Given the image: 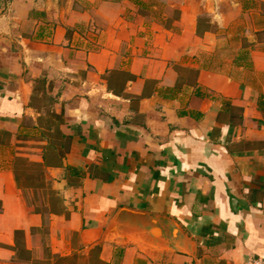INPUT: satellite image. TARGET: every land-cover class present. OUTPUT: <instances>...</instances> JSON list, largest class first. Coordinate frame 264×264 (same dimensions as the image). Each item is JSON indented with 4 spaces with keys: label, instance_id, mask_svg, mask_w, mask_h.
I'll list each match as a JSON object with an SVG mask.
<instances>
[{
    "label": "crops",
    "instance_id": "1",
    "mask_svg": "<svg viewBox=\"0 0 264 264\" xmlns=\"http://www.w3.org/2000/svg\"><path fill=\"white\" fill-rule=\"evenodd\" d=\"M256 257L264 0H0V264Z\"/></svg>",
    "mask_w": 264,
    "mask_h": 264
},
{
    "label": "water",
    "instance_id": "2",
    "mask_svg": "<svg viewBox=\"0 0 264 264\" xmlns=\"http://www.w3.org/2000/svg\"><path fill=\"white\" fill-rule=\"evenodd\" d=\"M127 213H128V210L125 209V208H122V209L120 210V212L117 214V216H116V218H115V222L118 223V222L122 219V217H123L124 215H126ZM134 214L137 216V215H141L142 213L137 212V213H134Z\"/></svg>",
    "mask_w": 264,
    "mask_h": 264
},
{
    "label": "built area",
    "instance_id": "3",
    "mask_svg": "<svg viewBox=\"0 0 264 264\" xmlns=\"http://www.w3.org/2000/svg\"><path fill=\"white\" fill-rule=\"evenodd\" d=\"M246 264H264V258L263 257L252 258Z\"/></svg>",
    "mask_w": 264,
    "mask_h": 264
}]
</instances>
